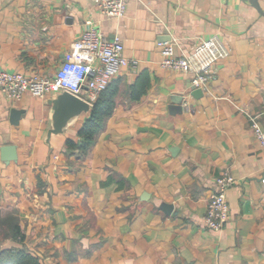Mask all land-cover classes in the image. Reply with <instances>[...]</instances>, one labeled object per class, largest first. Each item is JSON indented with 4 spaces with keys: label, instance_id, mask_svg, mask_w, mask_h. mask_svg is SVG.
I'll return each instance as SVG.
<instances>
[{
    "label": "crops",
    "instance_id": "obj_1",
    "mask_svg": "<svg viewBox=\"0 0 264 264\" xmlns=\"http://www.w3.org/2000/svg\"><path fill=\"white\" fill-rule=\"evenodd\" d=\"M256 1L130 0L124 16L109 17L93 0H0V68L53 75L91 23L121 35L136 61L112 81L114 111L83 157L67 139L78 140L85 117L49 144V97L0 90V214L19 218L46 264H264V152L238 108L259 113L264 128ZM213 35L231 52L197 97L190 73L162 65L160 43L190 50ZM12 108L24 110L17 124ZM6 144L17 146V160L2 159ZM225 170L237 180L230 220L209 230L208 197Z\"/></svg>",
    "mask_w": 264,
    "mask_h": 264
},
{
    "label": "built area",
    "instance_id": "obj_2",
    "mask_svg": "<svg viewBox=\"0 0 264 264\" xmlns=\"http://www.w3.org/2000/svg\"><path fill=\"white\" fill-rule=\"evenodd\" d=\"M97 9L109 17L125 15L130 0H93ZM162 65L190 73L196 87L205 88L212 77L217 62L230 55L229 44L219 35L199 38L190 50L184 49L177 39L160 43ZM122 36L108 38L94 23L84 29L65 53V59L55 74L35 73L0 68V90L9 99H20L26 92L42 98L54 92L67 90L92 105L106 92L114 78L125 66L135 64L124 53ZM228 99L234 100L230 97ZM235 104V102H234ZM236 105V104H235ZM245 112L253 126L254 134L264 152V128L260 114ZM237 183L229 170L216 179V186L208 197L204 225L209 230H220L230 220L229 188ZM264 183V179H263Z\"/></svg>",
    "mask_w": 264,
    "mask_h": 264
},
{
    "label": "trees",
    "instance_id": "obj_3",
    "mask_svg": "<svg viewBox=\"0 0 264 264\" xmlns=\"http://www.w3.org/2000/svg\"><path fill=\"white\" fill-rule=\"evenodd\" d=\"M134 89L136 84H134ZM116 105L113 86H109L106 92L95 102L91 113L85 117L78 131V140L68 138L67 146L70 153H76L83 157L94 144L96 135L104 128L105 120L112 114ZM14 222L11 225V237L20 242L18 247H2L0 244V264H46L37 253L29 250L25 244L26 234L22 230L19 218L14 214ZM2 217L0 216V219Z\"/></svg>",
    "mask_w": 264,
    "mask_h": 264
},
{
    "label": "water",
    "instance_id": "obj_4",
    "mask_svg": "<svg viewBox=\"0 0 264 264\" xmlns=\"http://www.w3.org/2000/svg\"><path fill=\"white\" fill-rule=\"evenodd\" d=\"M254 5L261 13H264V10L257 1L254 2ZM192 93L198 97L204 94V90L201 87L193 86ZM47 103L51 106V127L46 134V141L49 144L52 137L66 134L72 125L76 124L80 118L87 117L93 109L91 103L67 90L54 92L47 99ZM179 110L181 109L179 108ZM23 112V109L12 108V122L17 124ZM1 154L5 162L17 160V146L15 144L3 145L1 147ZM161 207L167 213L174 212V205L172 203L165 202Z\"/></svg>",
    "mask_w": 264,
    "mask_h": 264
},
{
    "label": "rangeland",
    "instance_id": "obj_5",
    "mask_svg": "<svg viewBox=\"0 0 264 264\" xmlns=\"http://www.w3.org/2000/svg\"><path fill=\"white\" fill-rule=\"evenodd\" d=\"M0 216L2 217L0 219V244L2 247L5 248H9V247H18L20 246V242H16L12 239V235H11V225L14 222V217L10 214V212L4 213V214H0ZM25 244L26 243V239H25ZM27 247L29 248L30 251L36 253L33 249H31L28 244ZM41 258V256H39ZM44 257H42V261ZM45 263V262H44Z\"/></svg>",
    "mask_w": 264,
    "mask_h": 264
}]
</instances>
